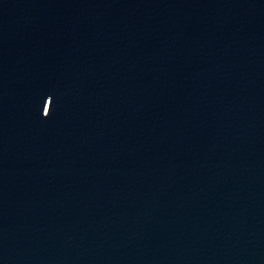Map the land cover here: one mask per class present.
<instances>
[{"label": "water", "instance_id": "1", "mask_svg": "<svg viewBox=\"0 0 264 264\" xmlns=\"http://www.w3.org/2000/svg\"><path fill=\"white\" fill-rule=\"evenodd\" d=\"M0 264H264V0H0Z\"/></svg>", "mask_w": 264, "mask_h": 264}]
</instances>
